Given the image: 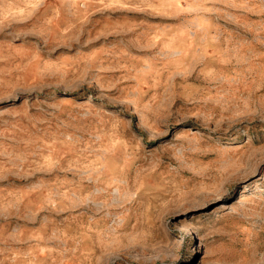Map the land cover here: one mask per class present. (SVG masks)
Masks as SVG:
<instances>
[{"label":"rangeland","instance_id":"obj_1","mask_svg":"<svg viewBox=\"0 0 264 264\" xmlns=\"http://www.w3.org/2000/svg\"><path fill=\"white\" fill-rule=\"evenodd\" d=\"M0 264H264V0H0Z\"/></svg>","mask_w":264,"mask_h":264}]
</instances>
